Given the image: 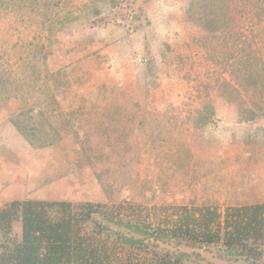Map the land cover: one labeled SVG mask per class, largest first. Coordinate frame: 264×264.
I'll return each mask as SVG.
<instances>
[{"label":"rangeland","instance_id":"374dc122","mask_svg":"<svg viewBox=\"0 0 264 264\" xmlns=\"http://www.w3.org/2000/svg\"><path fill=\"white\" fill-rule=\"evenodd\" d=\"M93 1L0 4V207L105 203L157 228L201 214L223 225L264 203V118L250 121L255 91L230 57L264 63V14L246 8L214 35L194 0L101 3L86 15ZM207 102L213 122L197 128ZM28 108L48 119L33 144L10 120ZM175 245L201 264H256L223 245Z\"/></svg>","mask_w":264,"mask_h":264},{"label":"trees","instance_id":"16d2710c","mask_svg":"<svg viewBox=\"0 0 264 264\" xmlns=\"http://www.w3.org/2000/svg\"><path fill=\"white\" fill-rule=\"evenodd\" d=\"M16 1L25 2L0 0V4L8 6ZM125 1L95 0L86 6L85 13L98 16L101 3L114 9ZM138 2L131 0V5ZM193 2L194 13L207 22L205 32L214 35L234 27L236 13L243 14L246 8L258 18L264 14V0ZM71 19V14L65 15L57 23L64 27ZM230 57L235 59L237 75L255 91V101L248 110L250 121L264 118V63L249 55ZM149 63L151 60H145L144 66L148 68ZM243 104L248 105L246 101ZM213 117L214 108L207 102L198 111L195 126L206 127ZM45 119L48 121L41 110L28 108L10 120L33 144V135L43 130ZM213 217L201 214L200 218L154 228L142 220L141 213L105 203L14 200L0 207V264H201L191 261L188 253L171 249L175 244L199 248L223 245L230 255L264 264V203L229 211L223 225ZM18 221L22 224L20 236L14 231Z\"/></svg>","mask_w":264,"mask_h":264},{"label":"crops","instance_id":"0c3cea01","mask_svg":"<svg viewBox=\"0 0 264 264\" xmlns=\"http://www.w3.org/2000/svg\"><path fill=\"white\" fill-rule=\"evenodd\" d=\"M14 201V200H13ZM68 202H71V203H73V204H77V203H83V202H75V201H68Z\"/></svg>","mask_w":264,"mask_h":264}]
</instances>
